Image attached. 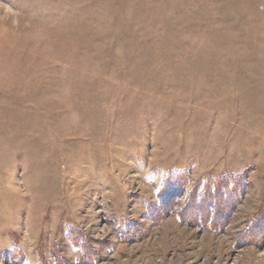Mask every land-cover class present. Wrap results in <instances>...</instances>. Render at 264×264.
Returning <instances> with one entry per match:
<instances>
[{
  "label": "rangeland",
  "instance_id": "rangeland-1",
  "mask_svg": "<svg viewBox=\"0 0 264 264\" xmlns=\"http://www.w3.org/2000/svg\"><path fill=\"white\" fill-rule=\"evenodd\" d=\"M222 175L221 229L179 220ZM262 212L264 0H0V264H78L70 226L87 264H264Z\"/></svg>",
  "mask_w": 264,
  "mask_h": 264
},
{
  "label": "trees",
  "instance_id": "trees-1",
  "mask_svg": "<svg viewBox=\"0 0 264 264\" xmlns=\"http://www.w3.org/2000/svg\"><path fill=\"white\" fill-rule=\"evenodd\" d=\"M220 178V179H219ZM215 179V182L211 180H200L198 183L191 188L186 194V203L179 210L178 218L184 222H192L196 224L199 222V225L206 226L207 224L211 225L213 229H221L219 223L226 220V216H222V210L225 209V206L231 209V206H235L236 202H232V199L237 200L235 192L233 194H223L220 196L218 192L219 188L232 189L234 187H242L238 177L235 176L233 179L222 175ZM187 173H179L176 175H168L164 180L162 187L157 194L159 205L149 208V215L151 218L156 217L157 215L165 212L171 211L174 208V202L178 198V194L184 192L187 187ZM234 180V182H233ZM239 182V183H238ZM223 186V187H222ZM223 200H226L225 202ZM217 205H221L220 210L218 211ZM215 221L218 223V226H214ZM198 224V223H197ZM123 224L117 229L118 234L122 239L127 238L128 234L123 231ZM67 239L71 245L79 251V260L78 264H87L94 261V254L91 250V246L88 243L87 238L83 232L74 226H70L67 229ZM264 240V212L261 215L255 217L251 222L246 231L242 234L241 238L236 243H257ZM19 252L16 249L10 253V257L13 259L18 258V262L23 260L22 256L18 255ZM39 255V264H47V261L44 255L40 252H37ZM54 264H64L63 259L55 252L53 254Z\"/></svg>",
  "mask_w": 264,
  "mask_h": 264
}]
</instances>
